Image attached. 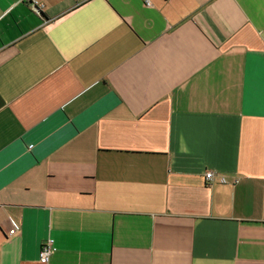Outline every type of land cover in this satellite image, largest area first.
<instances>
[{"label":"crops","instance_id":"crops-1","mask_svg":"<svg viewBox=\"0 0 264 264\" xmlns=\"http://www.w3.org/2000/svg\"><path fill=\"white\" fill-rule=\"evenodd\" d=\"M37 2L0 0V264H264V0Z\"/></svg>","mask_w":264,"mask_h":264},{"label":"built area","instance_id":"built-area-1","mask_svg":"<svg viewBox=\"0 0 264 264\" xmlns=\"http://www.w3.org/2000/svg\"><path fill=\"white\" fill-rule=\"evenodd\" d=\"M31 5L34 6H39L37 0H31ZM206 182L207 183H213V182H218L221 184L227 183V179L225 176L223 175H218L216 176V174L211 171L208 170L205 172L204 174ZM236 182V181H235ZM17 229L16 225H13V227L8 231L9 234H13ZM55 251V247L53 245V239L48 238L46 239L39 250L38 253V259L41 263H47L49 261V257L51 256V254Z\"/></svg>","mask_w":264,"mask_h":264},{"label":"water","instance_id":"water-1","mask_svg":"<svg viewBox=\"0 0 264 264\" xmlns=\"http://www.w3.org/2000/svg\"><path fill=\"white\" fill-rule=\"evenodd\" d=\"M35 7V9H38V7L37 6H34Z\"/></svg>","mask_w":264,"mask_h":264}]
</instances>
